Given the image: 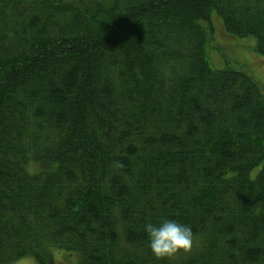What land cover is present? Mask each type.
Returning <instances> with one entry per match:
<instances>
[{"label":"trees","instance_id":"obj_1","mask_svg":"<svg viewBox=\"0 0 264 264\" xmlns=\"http://www.w3.org/2000/svg\"><path fill=\"white\" fill-rule=\"evenodd\" d=\"M213 16L264 64V0H0V264H264L263 90Z\"/></svg>","mask_w":264,"mask_h":264},{"label":"rangeland","instance_id":"obj_2","mask_svg":"<svg viewBox=\"0 0 264 264\" xmlns=\"http://www.w3.org/2000/svg\"><path fill=\"white\" fill-rule=\"evenodd\" d=\"M215 26V34L211 43L206 47L207 61L215 69H223L228 66H243L247 72L260 85L264 95V64L262 57L253 50L254 39H237L228 34L223 29L222 21L219 17H212ZM245 69V70H246ZM63 264H67V258L62 259ZM12 264H36L31 258H24ZM60 264V263H59Z\"/></svg>","mask_w":264,"mask_h":264},{"label":"clouds","instance_id":"obj_3","mask_svg":"<svg viewBox=\"0 0 264 264\" xmlns=\"http://www.w3.org/2000/svg\"><path fill=\"white\" fill-rule=\"evenodd\" d=\"M143 230L147 246L157 260L171 259L181 252L191 251L193 247L194 231L189 224L164 218L158 225L146 222Z\"/></svg>","mask_w":264,"mask_h":264}]
</instances>
